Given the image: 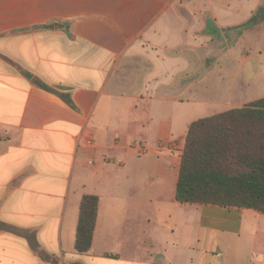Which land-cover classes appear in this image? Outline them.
Wrapping results in <instances>:
<instances>
[{
  "label": "crops",
  "instance_id": "crops-1",
  "mask_svg": "<svg viewBox=\"0 0 264 264\" xmlns=\"http://www.w3.org/2000/svg\"><path fill=\"white\" fill-rule=\"evenodd\" d=\"M263 7L0 0V264H264V214L177 200L193 116L264 98V51L239 40L219 60L225 86L190 83L208 19L239 33ZM85 195L99 208L80 254Z\"/></svg>",
  "mask_w": 264,
  "mask_h": 264
},
{
  "label": "trees",
  "instance_id": "trees-1",
  "mask_svg": "<svg viewBox=\"0 0 264 264\" xmlns=\"http://www.w3.org/2000/svg\"><path fill=\"white\" fill-rule=\"evenodd\" d=\"M254 21L255 17L251 22ZM62 98L73 106L70 97ZM177 200L182 204L238 207L264 214V98L190 124ZM98 208L97 196L83 197L75 243L80 254L92 249Z\"/></svg>",
  "mask_w": 264,
  "mask_h": 264
},
{
  "label": "rangeland",
  "instance_id": "rangeland-1",
  "mask_svg": "<svg viewBox=\"0 0 264 264\" xmlns=\"http://www.w3.org/2000/svg\"><path fill=\"white\" fill-rule=\"evenodd\" d=\"M262 10L254 16L255 21L253 24L245 27V29L241 28L239 33L236 31L232 33L228 29L220 30L214 18L208 19V28L206 33L207 45L205 48H201L200 50L203 63L202 71L195 77H192L190 83H197V86L201 88V91H203L202 89L204 87H208L207 96H213L214 91L219 89L220 86H225L222 82H220V73L218 68L219 60L226 55L231 46L234 47L235 45H239V42H241L240 46L244 45L246 52L248 53L255 54L264 51V23L261 24L260 22V20H264V12H262ZM256 21H259V23ZM206 65L207 68L205 69ZM202 108L203 109L200 110L199 113L197 112L193 116L194 118L199 117L202 119L229 109L216 105L202 106Z\"/></svg>",
  "mask_w": 264,
  "mask_h": 264
},
{
  "label": "built area",
  "instance_id": "built-area-1",
  "mask_svg": "<svg viewBox=\"0 0 264 264\" xmlns=\"http://www.w3.org/2000/svg\"><path fill=\"white\" fill-rule=\"evenodd\" d=\"M137 148L139 149V150H144L145 148L144 147H142V146H137Z\"/></svg>",
  "mask_w": 264,
  "mask_h": 264
}]
</instances>
